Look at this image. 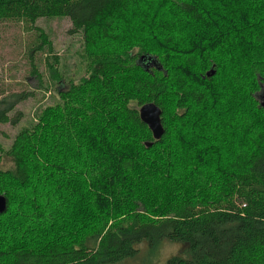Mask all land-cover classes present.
<instances>
[{
    "label": "trees",
    "instance_id": "obj_1",
    "mask_svg": "<svg viewBox=\"0 0 264 264\" xmlns=\"http://www.w3.org/2000/svg\"><path fill=\"white\" fill-rule=\"evenodd\" d=\"M56 17L85 74L66 80L34 28L54 102L0 143V264H121L163 242L182 246L168 264H264V0H0L27 30ZM33 96L2 91L0 126Z\"/></svg>",
    "mask_w": 264,
    "mask_h": 264
},
{
    "label": "rangeland",
    "instance_id": "obj_2",
    "mask_svg": "<svg viewBox=\"0 0 264 264\" xmlns=\"http://www.w3.org/2000/svg\"><path fill=\"white\" fill-rule=\"evenodd\" d=\"M35 27L48 35L53 44L52 54L59 58L57 68L66 80L79 79L85 74L83 37L81 33H70L72 22L68 18L40 19L31 30H27L22 23L0 21V94L2 91H34L33 97L17 107L18 111L24 113L21 120L16 125L9 123L0 126V143L5 149H9L17 133L31 123L39 108L54 102V85L45 60V55L51 56L48 48L43 52L38 51L34 59L30 57L31 48L37 41ZM34 64L43 75L48 91L40 88L38 80L31 76ZM11 165L7 158L1 167L6 169ZM181 247L179 243L163 242L152 250L144 243L136 260L121 264H168L171 257L180 254Z\"/></svg>",
    "mask_w": 264,
    "mask_h": 264
},
{
    "label": "water",
    "instance_id": "obj_3",
    "mask_svg": "<svg viewBox=\"0 0 264 264\" xmlns=\"http://www.w3.org/2000/svg\"><path fill=\"white\" fill-rule=\"evenodd\" d=\"M144 59V57H142ZM151 59V58H148ZM213 71L208 72L207 75L210 76L214 74ZM264 104V103H263ZM140 117L142 121L148 125L150 130L152 131L153 137L155 140H159L164 132V126L162 123V110L155 103H147L140 108ZM151 146V143L148 144ZM8 201L5 195H0V214H3L7 210Z\"/></svg>",
    "mask_w": 264,
    "mask_h": 264
}]
</instances>
